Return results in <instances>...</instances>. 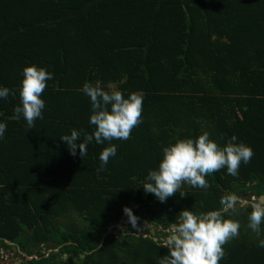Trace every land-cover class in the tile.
Returning a JSON list of instances; mask_svg holds the SVG:
<instances>
[{
    "label": "trees",
    "instance_id": "trees-1",
    "mask_svg": "<svg viewBox=\"0 0 264 264\" xmlns=\"http://www.w3.org/2000/svg\"><path fill=\"white\" fill-rule=\"evenodd\" d=\"M30 63L53 74L43 118L28 129L13 112L18 91L0 100V246L25 253L18 264H155L167 253L160 242L111 229L124 206L167 228L182 209H219L222 196L264 184V0H0V85L18 90ZM96 80L142 91V122L127 140H93L72 155L59 136L94 130L80 89ZM205 130L220 144L235 134L253 157L236 176H206V190L182 183L184 195L164 202L145 193L161 148ZM108 143L116 156L98 170ZM250 210L236 209L239 234L219 264H264L246 227Z\"/></svg>",
    "mask_w": 264,
    "mask_h": 264
},
{
    "label": "clouds",
    "instance_id": "clouds-1",
    "mask_svg": "<svg viewBox=\"0 0 264 264\" xmlns=\"http://www.w3.org/2000/svg\"><path fill=\"white\" fill-rule=\"evenodd\" d=\"M52 79L53 74L47 70V66L27 64L22 69L18 90L0 85V100H6L9 95L15 96L18 91L19 104L13 108V112L16 118H23L28 129H32L34 121L43 118L45 101L41 98V93L47 81ZM80 91L90 101L88 123L95 127L91 134L84 133L82 139L83 130L76 128L70 129L69 134L59 136L70 154L76 155L78 148L79 155L83 157L87 145L93 140L96 144L117 139L127 140L132 129L142 122V91L125 95L118 88L105 90L100 80L85 81ZM6 127V122L0 120V140L4 139ZM116 152L117 145L108 143L98 154V170H103L109 158L116 156ZM253 155L251 146L242 141L237 142L235 134L220 144L210 138V133L205 130L196 137L176 138L163 146L157 167L148 169L140 185L145 193H151L159 202H164L174 193L184 195V192L180 191L182 183L206 190L209 185L205 177L221 168L226 169L227 174L236 176L240 165L247 164ZM241 203L240 197L228 193L220 198L219 209L196 212L192 209H182L162 241L154 231H161V227L152 226L145 221L152 228L150 233L149 230L144 233L143 226L140 229L137 227L141 220H138L128 206L122 208L126 216L123 221H127V229L133 228L137 233L141 231L144 235L140 236L152 237L154 243L160 242L161 247L167 248V253L158 257L155 264H219L226 254L223 245L239 234L241 224L239 219L234 217L238 215L236 208ZM250 205L246 227L258 237L256 246L264 248L261 228L264 224V196ZM225 213L229 214L226 216ZM152 230L154 235H151ZM15 249L13 245V250Z\"/></svg>",
    "mask_w": 264,
    "mask_h": 264
},
{
    "label": "rangeland",
    "instance_id": "rangeland-1",
    "mask_svg": "<svg viewBox=\"0 0 264 264\" xmlns=\"http://www.w3.org/2000/svg\"><path fill=\"white\" fill-rule=\"evenodd\" d=\"M111 87L113 88V86H111ZM246 188H247L246 192L240 191L239 193L236 194L238 197L241 198V201H242L241 204L237 205L236 209L243 208V207L245 208L247 206H250V204L255 203L256 200L259 198L257 195L253 196V193L251 191L252 189L248 190L249 188L248 187H246ZM121 221L122 222L117 223V225H113L112 230L124 231L125 228L127 227V225H125L123 219ZM175 222H176V220H175ZM143 225H144V233L148 232V230H149L148 233H150V229L152 227L146 223H144ZM129 226H130V224H129ZM171 227H172V225H171ZM154 231L156 232L157 230H154ZM157 235H159V234H157ZM11 250H12L11 248L7 249L3 246H0V264H18V263L25 260L24 259L25 257H23L24 255H26L25 253L15 254ZM36 252H37V250H36ZM41 252L42 253L45 252L47 254V251L44 250L43 248L41 249ZM32 257H34V256H32Z\"/></svg>",
    "mask_w": 264,
    "mask_h": 264
},
{
    "label": "water",
    "instance_id": "water-1",
    "mask_svg": "<svg viewBox=\"0 0 264 264\" xmlns=\"http://www.w3.org/2000/svg\"><path fill=\"white\" fill-rule=\"evenodd\" d=\"M243 192L247 191V188L244 187L242 188ZM252 193L253 194H258L260 197L264 196V184L261 185H256L255 187L252 188ZM125 223H127V221H125ZM143 226V223L141 221L138 222L137 227L140 229ZM151 235H154V231H151ZM9 243V242H7ZM38 245V244H37ZM35 251V248H33V252ZM81 258H84V255L81 256ZM64 259H67V256L65 255ZM76 261V259H74Z\"/></svg>",
    "mask_w": 264,
    "mask_h": 264
},
{
    "label": "flooded vegetation",
    "instance_id": "flooded-vegetation-1",
    "mask_svg": "<svg viewBox=\"0 0 264 264\" xmlns=\"http://www.w3.org/2000/svg\"><path fill=\"white\" fill-rule=\"evenodd\" d=\"M253 196H254V194H253ZM258 197H260V196H258ZM142 223L144 224L145 222L143 221ZM143 227H144V225H143ZM170 228H171V226L167 227V228L161 227V231H156L157 238L162 241L167 236V234H168L167 230L170 229ZM134 233L137 236L144 235V234L141 233V231H139L138 233H136V232H134ZM157 234H159V235H157Z\"/></svg>",
    "mask_w": 264,
    "mask_h": 264
}]
</instances>
